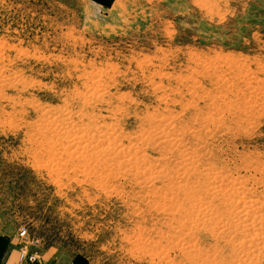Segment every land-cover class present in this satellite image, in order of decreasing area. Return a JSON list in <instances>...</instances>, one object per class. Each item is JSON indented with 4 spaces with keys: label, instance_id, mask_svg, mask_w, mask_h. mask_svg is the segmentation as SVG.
Here are the masks:
<instances>
[{
    "label": "rangeland",
    "instance_id": "1",
    "mask_svg": "<svg viewBox=\"0 0 264 264\" xmlns=\"http://www.w3.org/2000/svg\"><path fill=\"white\" fill-rule=\"evenodd\" d=\"M0 227L54 264H264V0H0Z\"/></svg>",
    "mask_w": 264,
    "mask_h": 264
},
{
    "label": "crops",
    "instance_id": "2",
    "mask_svg": "<svg viewBox=\"0 0 264 264\" xmlns=\"http://www.w3.org/2000/svg\"><path fill=\"white\" fill-rule=\"evenodd\" d=\"M17 238L13 232H7L0 227V264H26L20 260ZM54 259V258H53ZM50 258L38 259L35 264H54ZM23 262V263H22ZM73 264H79L78 262Z\"/></svg>",
    "mask_w": 264,
    "mask_h": 264
},
{
    "label": "built area",
    "instance_id": "3",
    "mask_svg": "<svg viewBox=\"0 0 264 264\" xmlns=\"http://www.w3.org/2000/svg\"><path fill=\"white\" fill-rule=\"evenodd\" d=\"M20 237H24L25 234L24 230H21L20 233H18ZM22 251L20 252V260L27 264H35L38 262V258L35 256V254H28L25 253V249L21 248Z\"/></svg>",
    "mask_w": 264,
    "mask_h": 264
},
{
    "label": "bare ground",
    "instance_id": "4",
    "mask_svg": "<svg viewBox=\"0 0 264 264\" xmlns=\"http://www.w3.org/2000/svg\"><path fill=\"white\" fill-rule=\"evenodd\" d=\"M90 86H91V85H90ZM103 133H104V132H103ZM84 136H85V135H84ZM88 137H89V136H88ZM83 139H84V138H83ZM92 139H93V138H92ZM88 140H89V139H88ZM83 151H84V150H83ZM108 151H109V150H108ZM124 156H125V155H124ZM131 162H132V161H131ZM190 185H191V184H190ZM253 208H254V207H253ZM258 210H259V209H258ZM248 216H249V215H248ZM248 216H247V217H248ZM256 220H257V219H256ZM244 221H245V220H244ZM258 222H259V221H258ZM256 226H257V225H256ZM256 226H255V227H256ZM257 234H259V233H257ZM253 239H254V238H253ZM252 248H253V247H252Z\"/></svg>",
    "mask_w": 264,
    "mask_h": 264
}]
</instances>
